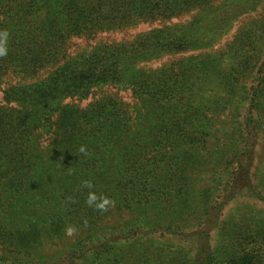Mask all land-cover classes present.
<instances>
[{"label":"trees","instance_id":"obj_1","mask_svg":"<svg viewBox=\"0 0 264 264\" xmlns=\"http://www.w3.org/2000/svg\"><path fill=\"white\" fill-rule=\"evenodd\" d=\"M0 32V264H264V0H0Z\"/></svg>","mask_w":264,"mask_h":264},{"label":"clouds","instance_id":"obj_2","mask_svg":"<svg viewBox=\"0 0 264 264\" xmlns=\"http://www.w3.org/2000/svg\"><path fill=\"white\" fill-rule=\"evenodd\" d=\"M7 39H8V33L0 32V57L6 56L8 54ZM81 151L83 152L84 149L81 148ZM84 184L87 187H91V183L89 181H85ZM96 200L97 197L95 196V194L90 193L87 201L89 206H92L95 203V206L97 208L103 210L105 205L108 204L107 199H104L102 203H96Z\"/></svg>","mask_w":264,"mask_h":264},{"label":"rangeland","instance_id":"obj_3","mask_svg":"<svg viewBox=\"0 0 264 264\" xmlns=\"http://www.w3.org/2000/svg\"><path fill=\"white\" fill-rule=\"evenodd\" d=\"M154 27L153 26H150V25H140L138 28H135L131 31H129L128 33L126 32H123V33H115L113 35H108V34H103L99 37V39L97 40L100 41V40H109V41H112V40H121L123 38H132L134 35H136L137 33L139 32H143L145 30H149L150 28ZM95 43V42H94ZM84 44V42H81V45ZM161 62H157L154 64V66H158Z\"/></svg>","mask_w":264,"mask_h":264}]
</instances>
